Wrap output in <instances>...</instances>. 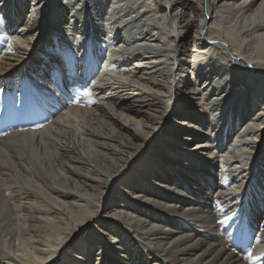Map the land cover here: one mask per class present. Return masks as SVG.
Listing matches in <instances>:
<instances>
[{"label":"bare ground","instance_id":"bare-ground-1","mask_svg":"<svg viewBox=\"0 0 264 264\" xmlns=\"http://www.w3.org/2000/svg\"><path fill=\"white\" fill-rule=\"evenodd\" d=\"M58 86L0 136V264L260 263L264 0H0V106Z\"/></svg>","mask_w":264,"mask_h":264},{"label":"snow or ice","instance_id":"snow-or-ice-1","mask_svg":"<svg viewBox=\"0 0 264 264\" xmlns=\"http://www.w3.org/2000/svg\"><path fill=\"white\" fill-rule=\"evenodd\" d=\"M26 46V45H25Z\"/></svg>","mask_w":264,"mask_h":264}]
</instances>
